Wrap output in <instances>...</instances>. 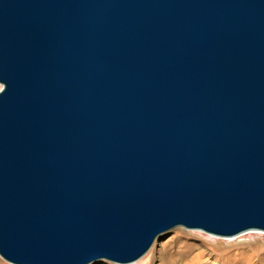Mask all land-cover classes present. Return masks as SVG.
<instances>
[{
  "label": "water",
  "instance_id": "95a60500",
  "mask_svg": "<svg viewBox=\"0 0 264 264\" xmlns=\"http://www.w3.org/2000/svg\"><path fill=\"white\" fill-rule=\"evenodd\" d=\"M175 228L264 232V0H0V257Z\"/></svg>",
  "mask_w": 264,
  "mask_h": 264
},
{
  "label": "rangeland",
  "instance_id": "374dc122",
  "mask_svg": "<svg viewBox=\"0 0 264 264\" xmlns=\"http://www.w3.org/2000/svg\"><path fill=\"white\" fill-rule=\"evenodd\" d=\"M198 252L214 256L217 259H214L216 264H264V236L247 234L234 240L219 241L197 231L176 228L155 242L150 251L134 264H166L171 255L176 258L177 263L182 264L179 261L180 256L186 257ZM150 253L151 257L148 256ZM175 253L181 255L178 257ZM207 256H204L205 260H209ZM211 261L213 259L206 264ZM0 264L10 263L0 257ZM95 264L112 263L103 260Z\"/></svg>",
  "mask_w": 264,
  "mask_h": 264
},
{
  "label": "bare ground",
  "instance_id": "6f19581e",
  "mask_svg": "<svg viewBox=\"0 0 264 264\" xmlns=\"http://www.w3.org/2000/svg\"><path fill=\"white\" fill-rule=\"evenodd\" d=\"M176 229V228H175ZM174 230V229H173ZM172 231V230H171ZM170 231V232H171ZM197 232H199V231H197ZM200 233H203V232H200ZM203 234H205V233H203ZM247 234H255V235H263L264 236V232H262V231H257V230H255V231H248V232H246V233H243V234H241V235H238V236H235V237H217V236H213V235H208V234H205V235H208V237H210V238H214V239H219V241H223V240H225V241H229V240H234V239H237V238H240L241 236H244V235H247ZM164 236V235H163ZM163 236H161L160 238H162ZM160 238L157 240V241H155V242H158L159 240H160ZM154 242V243H155ZM153 243V244H154ZM153 246V245H152ZM152 246H151V248H152ZM150 248V249H151ZM150 249L148 250V252L150 251ZM147 252V253H148ZM146 253V254H147ZM145 254V255H146ZM152 253H150V255H148V256H152L151 255ZM177 254V256L179 257L180 255H181V253H175V255ZM210 254V253H209ZM144 255V256H145ZM212 255V254H211ZM144 256H142L140 259H138L137 261H135V262H132V263H129V264H134V263H136V262H138L139 260H141ZM176 256V257H177ZM204 256H207V255H205V253H203V252H198V253H196V254H194V255H190V256H186L185 257V255H182V256H180V258H179V261H181L182 262V264H206L207 263V261H209L210 259H213V261H211L209 264H216V258L214 257V256H207L208 257V259L209 260H205L204 259ZM206 257V258H207ZM214 259H216L215 260V262H214ZM183 260V261H182ZM101 261H103V260H101ZM100 262V261H99ZM108 262V261H107ZM178 261L176 260V258H174V256L173 255H171L170 256V258L166 261V264H179V263H177ZM110 263H112V262H110ZM112 264H116V263H112Z\"/></svg>",
  "mask_w": 264,
  "mask_h": 264
}]
</instances>
